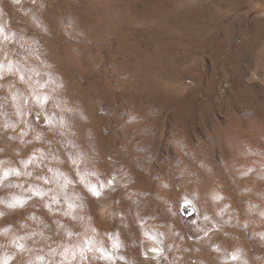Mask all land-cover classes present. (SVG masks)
I'll return each mask as SVG.
<instances>
[{"label": "rangeland", "instance_id": "1", "mask_svg": "<svg viewBox=\"0 0 264 264\" xmlns=\"http://www.w3.org/2000/svg\"><path fill=\"white\" fill-rule=\"evenodd\" d=\"M263 12L264 0H0V264H264V84L225 88L230 57L251 78L264 56V36L244 50ZM210 218L221 230L188 236Z\"/></svg>", "mask_w": 264, "mask_h": 264}, {"label": "bare ground", "instance_id": "2", "mask_svg": "<svg viewBox=\"0 0 264 264\" xmlns=\"http://www.w3.org/2000/svg\"><path fill=\"white\" fill-rule=\"evenodd\" d=\"M239 2H241V0H238ZM242 1H244V0H242ZM247 1V0H246ZM184 11V10H183ZM249 15V12H248V14H247V16ZM91 17V16H90ZM248 18V17H247ZM260 18H262V19H260ZM264 12L262 13V14H260L259 15V17H258V20H260V21H262V25L258 28V26H257V24H255V27H254V35H253V37H252V40H251V42L248 44V46H246L245 48H244V50L246 49L247 50V52H248V50L250 49L252 52L253 51H255V49L257 48V39H259L260 37H263L264 36ZM240 19V18H239ZM255 23V22H254ZM241 34H243V33H241ZM224 44H223V41L221 40V41H218L217 43H215L214 44V47H213V49H214V51L215 50H218V49H221V47L223 46ZM241 50V49H240ZM251 51H249L250 53H251ZM240 53H242V52H240ZM236 54V53H235ZM248 54V53H247ZM253 54H254V52H253ZM259 54V53H258ZM236 55H239L238 53L236 54ZM240 56V55H239ZM242 57V56H241ZM237 58H239V57H237ZM236 58V56L234 55L233 57H230L229 58V60L228 61H230V63L232 62L234 65H235V68H234V71L232 72V74H230V77H229V80L228 81H226V89L227 88H229V87H237V88H242V87H244V88H247V87H255V88H260L261 86H263V84H264V70L262 71V70H260L259 68H263L264 67V56H262V57H258L259 59H258V65H254V64H252L251 63V72H252V76H251V78H246L245 76V69H244V66H243V61L241 60V58H240V60H238ZM61 59V58H60ZM54 64H55V62H54ZM233 66V65H232ZM234 67V66H233ZM262 71V72H261ZM228 79V78H227ZM262 88V87H261ZM261 90V89H260ZM264 93V92H263ZM236 99V98H235ZM249 120V119H248ZM252 120V119H251ZM256 120H259L258 118H256ZM254 121L255 120H252V121H250V122H247V125H249L250 126V124H248V123H251V122H253V124H254ZM236 122H238V124H237V127H238V131H242V128H241V130H239L240 128H239V124H240V121H239V119H238V121H236ZM244 123H245V121H244ZM243 123V124H244ZM255 124H256V122H255ZM254 124V125H255ZM246 125V123L244 124V126H247ZM262 125H264V124H261V126ZM219 126H220V124H219ZM241 126V125H240ZM260 126V127H261ZM222 127V126H221ZM236 127V128H237ZM248 127V126H247ZM252 127H254V126H252ZM259 127V126H258ZM263 127V126H262ZM250 128V127H249ZM221 129V128H220ZM243 129H244V127H243ZM251 130H252V128H250ZM250 130V131H251ZM264 131V130H263ZM234 132V131H233ZM236 132V131H235ZM236 133V135H238L239 136V138H241L240 137V135H241V133ZM246 131H244V134L246 135V133H245ZM242 134H243V132H242ZM243 134V135H244ZM264 134V133H263ZM263 134H262V137H263ZM219 135V134H218ZM236 135L234 136V138H235V140H237V138H238V136H237V138H236ZM244 135V136H245ZM249 135V134H248ZM256 135H258V133L256 134ZM255 136V135H254ZM259 137H261V136H259ZM261 137V138H262ZM233 138V139H234ZM239 138H238V141H239ZM249 138V137H248ZM256 138V137H255ZM245 140L247 139V138H244ZM243 139V140H244ZM263 139V138H262ZM223 140V139H222ZM220 142V141H219ZM218 142V143H219ZM226 143V142H225ZM241 144H242V142H240ZM222 144V143H221ZM231 144V143H230ZM236 144H237V142H236ZM254 144H255V142H254ZM261 144L262 145H264V143H262L261 142ZM219 145V144H218ZM238 146V145H237ZM237 146H235V147H237ZM255 146L253 145V148H254ZM261 146L259 145V148H260ZM252 148V147H251ZM237 148H235V150H236ZM261 149H263V147L261 148ZM231 150H233V149H231ZM240 149H238L237 151H239ZM264 150V149H263ZM222 151H224V150H222ZM237 151H236V153H237ZM251 151H253V149H251ZM262 151V150H261ZM231 152V151H230ZM250 152V151H249ZM233 152H231V154H232ZM242 154H244V152H241ZM263 153V152H262ZM231 154H229L230 156H231ZM235 154V153H234ZM241 154V156H243ZM251 155H253V152H251L250 153ZM236 155V154H235ZM221 156H223V155H221ZM221 156H219V157H221ZM237 156V155H236ZM238 157H239V155H238ZM244 157H246V155H244ZM256 157V156H255ZM235 158H237V157H235ZM235 158H233L232 157V161H235V160H237V159H235ZM253 158V157H252ZM251 158V159H252ZM254 159H256V158H254ZM206 160V159H205ZM229 160H231L230 158L228 159V161ZM246 160L247 159H245V163H244V161H243V165H241V166H244V168H248L246 165L248 164V162L250 163V161H248L247 160V162H246ZM223 161V160H222ZM215 162H216V160H215ZM229 162H231V161H229ZM236 162V161H235ZM255 162V161H254ZM247 163V164H246ZM258 163H259V160H258ZM262 163H264V161L262 162ZM220 164V163H219ZM241 164H242V161H241ZM214 166H216L215 164H213ZM201 166V165H200ZM228 165H226V167H227ZM234 166V165H233ZM239 166H240V164H239ZM250 166V165H249ZM235 167V166H234ZM257 167H259V165H257ZM216 169L217 168H219V167H215ZM221 168V167H220ZM239 168V167H238ZM250 168V167H249ZM231 169V168H230ZM240 169V168H239ZM242 169V168H241ZM255 169V168H254ZM257 169V168H256ZM259 169V168H258ZM257 169V170H258ZM217 170H219V169H217ZM227 171H228V169H226ZM221 171V170H220ZM232 171V170H231ZM241 171H243V170H241ZM241 171H238V174H240V173H242ZM245 171V170H244ZM243 171V172H244ZM249 171H251V170H248V172ZM194 172V171H193ZM236 172V171H235ZM234 172V173H235ZM240 172V173H239ZM245 172H247V169H246V171ZM244 172V173H245ZM259 172V171H258ZM260 172H263V171H261L260 170ZM221 173V172H220ZM255 173V177L258 175V173H257V175H256V172H254ZM207 174V173H206ZM236 174V173H235ZM237 174V175H238ZM246 174V173H245ZM261 174V173H260ZM259 174V175H260ZM193 175V174H192ZM218 175V174H217ZM244 175V174H243ZM208 176V175H207ZM213 176V175H212ZM220 176V175H219ZM245 176V175H244ZM261 176H263V174L262 175H260V177ZM209 177H210V175H209ZM208 177V178H209ZM218 177V176H217ZM234 177H235V175H234ZM248 175H247V178L246 179H248ZM259 176H258V179L260 178ZM204 178V177H203ZM225 178V177H224ZM241 178H242V176H241ZM240 178V179H241ZM244 178V177H243ZM251 178V177H250ZM254 178V177H253ZM216 179V178H215ZM217 179H219V178H217ZM245 179V178H244ZM262 179H264V178H262ZM261 179V180H262ZM211 180H212V178H211ZM222 181H223V179H221ZM242 180V179H241ZM257 180V179H256ZM216 181V180H215ZM238 181H239V179H238ZM244 181V183H246V181L245 180H243ZM252 181V180H251ZM254 181V180H253ZM262 181H264V180H262ZM199 182V181H198ZM217 182V181H216ZM225 182V181H224ZM241 182V181H240ZM240 182H238V185H239V183ZM248 182V181H247ZM196 183V182H195ZM218 183H219V181H218ZM223 183V182H222ZM251 183V182H250ZM198 184V183H197ZM213 185V189L215 190H212L211 188L210 189H208V191H210L211 192V190L213 191L212 193H214V194H212L213 195V197L215 198V196L214 195H217L218 193L216 192V191H219V190H217L218 188H216L215 187V185H214V182L212 183ZM221 184V183H220ZM237 184V183H236ZM253 183H251V185H252ZM257 184V183H256ZM263 184V183H262ZM208 185V184H207ZM246 185V184H245ZM249 185V183H247V185L244 187V186H242L243 188H245L246 189V187ZM260 184H258V186H259ZM198 186V185H197ZM205 185H203V187H204ZM211 186V183H210V187H212ZM218 186H221V185H218ZM217 186V187H218ZM253 186V185H252ZM256 185H254V187L252 188V189H254L255 191H257V189L259 188H257L256 189V187H255ZM261 186V185H260ZM208 187H209V185H208ZM222 187V186H221ZM200 188H201V186H200ZM198 189V188H197ZM204 189H206V187L204 188ZM232 189V188H231ZM245 189H243V190H245ZM200 190V189H199ZM248 189H246V191H247ZM253 190V191H254ZM259 191L261 190V187H260V189H258ZM203 191V190H202ZM207 191V192H208ZM223 191V190H222ZM262 191V190H261ZM204 192V191H203ZM251 192H252V190H251ZM197 193H198V191H197ZM201 193V192H200ZM206 193V192H205ZM204 193V197L202 196V195H199V199L201 200H204V202H205V199H207V195L206 194H208V193H206L205 194ZM217 193V194H216ZM223 193H224V191H223ZM249 193V192H248ZM199 194V193H198ZM210 194V193H209ZM208 194V195H209ZM221 194V193H220ZM243 194V193H242ZM257 195L259 194V192H257L256 193ZM241 195V194H240ZM246 195V194H245ZM249 195H251V194H249ZM262 195H264V191H263V194ZM203 198H202V197ZM205 196H206V198H205ZM211 196V195H210ZM227 196H229V198L230 197H232V195H228L227 194ZM234 196V195H233ZM251 197V196H250ZM205 198V199H204ZM225 198V197H224ZM252 198V197H251ZM209 199V198H208ZM216 199V198H215ZM232 199V198H231ZM220 200V199H219ZM242 200V199H241ZM262 200H264V199H262ZM208 201H210V200H207L206 201V203L208 202ZM213 201V200H212ZM202 202V201H201ZM223 202V201H222ZM245 202V201H244ZM251 202V201H250ZM261 202H263V201H261ZM205 203V204H206ZM208 203H210V202H208ZM216 203V202H215ZM233 203V202H232ZM232 203H230V204H232ZM260 203V202H259ZM212 204V203H211ZM229 204V203H228ZM235 204V203H234ZM262 204V203H261ZM260 204V205H261ZM263 204H264V202H263ZM210 205V204H209ZM209 205H207L208 207H205V208H207V210L210 208L209 207ZM213 205V204H212ZM215 205V204H214ZM236 205V204H235ZM234 205V206H235ZM202 206H204V204L202 205ZM259 206V205H258ZM258 206H256V207H258ZM263 206V205H262ZM260 207V209H259V207H258V209L259 210H261L263 207ZM218 207H220V209H221V205L219 206L218 205ZM238 207H239V205H238ZM237 207V208H238ZM253 207H255V206H252L251 207V210L253 209ZM256 207H255V210H257L256 209ZM204 208V207H203ZM212 208V207H211ZM229 208H233V205H232V207H229ZM241 208V207H240ZM218 209V208H217ZM216 209V210H217ZM220 209H218V211L220 210ZM234 209H236V206H235V208H233V211H236V210H234ZM264 209V208H263ZM262 209V210H263ZM206 210V209H205ZM206 210V211H207ZM213 210H215L214 208H213ZM226 210V209H225ZM254 210V209H253ZM259 210L257 211V213L259 212ZM218 211H217V214H218ZM223 211V210H222ZM231 211H232V209H231ZM232 211V212H233ZM264 211V210H263ZM262 211V212H263ZM205 212V211H204ZM208 212V211H207ZM211 212V211H210ZM215 213V212H214ZM220 213V212H219ZM237 213V212H236ZM253 213H254V211H253ZM255 213H256V211H255ZM233 214H234V212H233ZM243 214V213H242ZM259 214V213H258ZM261 214V213H260ZM216 215V214H215ZM221 215V214H220ZM249 215V214H248ZM251 215V214H250ZM228 216V215H227ZM233 216V215H232ZM231 216V217H232ZM234 216H235V214H234ZM240 217L242 216V215H239ZM238 216V217H239ZM259 216V215H258ZM202 217V216H201ZM209 217V216H208ZM210 217H211V215H210ZM222 217H224V216H222ZM221 217V218H222ZM239 217V218H240ZM206 218V217H205ZM220 218V217H219ZM253 218V217H252ZM258 218H260V217H258ZM257 218V219H258ZM264 218V217H263ZM201 219V218H200ZM224 219V218H223ZM222 219V220H223ZM240 219H242V217L240 218ZM247 219H248V221H249V219H251V216H250V218L249 217H247ZM246 219V220H247ZM203 221H201V225H199V224H196V225H194V226H192L191 227V229L189 230V235L188 236H190V238H192L193 240L195 239V240H197L198 242H199V239H202V238H205L207 235H209L210 233H212L213 231H217V230H221V228H219V226L217 225V223H216V221H215V219H213V218H210V219H202ZM230 220V219H229ZM200 221V220H199ZM225 221V220H224ZM252 222V224L253 225H255V227H253V228H256V226H258L259 227V224H262V222H258V220H257V222L259 223H255L254 224V222H253V220H251ZM261 221V220H260ZM263 221V220H262ZM225 222H227V220L225 221ZM229 222V221H228ZM230 222H232L233 223V220L232 221H230ZM241 222V221H240ZM245 222H247V221H245ZM264 222V221H263ZM227 224V223H226ZM239 224L240 223H238V226H239ZM241 224H242V222H241ZM244 224V223H243ZM257 224V225H256ZM263 226H264V223L262 224ZM262 225L260 226L261 227V229H263L262 228ZM230 226V225H229ZM229 226H228V228H229ZM236 226H237V224H236ZM231 227V226H230ZM240 227V226H239ZM238 227V228H239ZM242 227V226H241ZM258 227L255 229L256 231H259V229H258ZM259 227V228H260ZM260 229V231H262ZM224 231H225V229H224ZM229 231V230H228ZM218 232V231H217ZM220 232V231H219ZM215 233V232H214ZM226 233V232H225ZM233 233V232H232ZM231 233V234H232ZM260 233H262V232H260ZM264 233V232H263ZM219 234H221V233H219ZM223 234V233H222ZM217 235V234H216ZM224 235H226V234H224ZM260 235H262V234H260ZM264 235V234H263ZM209 237V236H208ZM207 237V238H208ZM215 237V236H214ZM220 238V237H219ZM218 238V239H219ZM228 238V237H227ZM264 238V237H263ZM215 239V238H214ZM224 240V239H223ZM220 241V240H219ZM225 241V240H224ZM217 242V241H216ZM216 242H214L215 244H216ZM223 243V242H222ZM226 243V242H225ZM235 243V242H234ZM237 243V242H236ZM230 244V243H229ZM250 244V243H249ZM201 245V244H200ZM233 245V244H232ZM231 245V246H232ZM248 245V244H247ZM226 246V245H225ZM230 246V247H231ZM232 247H234V246H232ZM223 248H224V244H223ZM229 248V247H228ZM227 248V249H228ZM143 249H144V252H145V254H147L148 256H155V255H158V254H160L158 251L159 250H162L161 249V247L160 246H158L156 243H154V242H151V241H149V242H145L144 244H143ZM241 249V248H240ZM237 250V249H236ZM229 251V250H228ZM238 251V250H237ZM262 252H263V250H262ZM245 254H246V252H244ZM253 254V253H252ZM260 254H261V252H260ZM260 254H258L257 256L259 257V255ZM264 254V253H263ZM228 255V254H227ZM167 256V255H166ZM247 259V258H246ZM250 261V260H249ZM263 261V260H262ZM252 262H253V260H252ZM257 262L259 263V261L257 260ZM260 262H261V260H260ZM263 263V262H262ZM260 264V263H259Z\"/></svg>", "mask_w": 264, "mask_h": 264}]
</instances>
